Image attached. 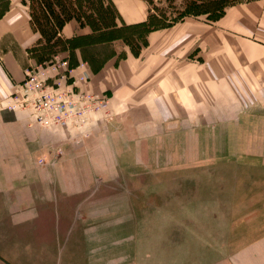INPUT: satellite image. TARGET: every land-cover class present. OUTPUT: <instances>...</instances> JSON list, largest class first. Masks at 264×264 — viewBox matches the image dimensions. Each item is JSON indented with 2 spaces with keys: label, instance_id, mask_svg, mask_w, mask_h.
I'll return each mask as SVG.
<instances>
[{
  "label": "crops",
  "instance_id": "obj_1",
  "mask_svg": "<svg viewBox=\"0 0 264 264\" xmlns=\"http://www.w3.org/2000/svg\"><path fill=\"white\" fill-rule=\"evenodd\" d=\"M101 2L113 9L117 26L142 22L149 12L146 0ZM31 11L29 0H0V264H105V229L78 227L75 222L90 220L88 213L74 211L79 202L72 196H50L57 195L58 178L51 189L29 179L35 172L29 165L11 160L29 161L27 145L42 140L29 112L5 108L13 84L38 60L42 31ZM97 26L71 16L56 26L55 37L70 62H88L84 88L109 96L112 119L179 132L240 123L246 140L248 125L264 123V0L235 4L219 20L186 16L152 28L137 53ZM73 172L66 165L58 173ZM243 254L248 258L240 264H264V235Z\"/></svg>",
  "mask_w": 264,
  "mask_h": 264
},
{
  "label": "rangeland",
  "instance_id": "obj_2",
  "mask_svg": "<svg viewBox=\"0 0 264 264\" xmlns=\"http://www.w3.org/2000/svg\"><path fill=\"white\" fill-rule=\"evenodd\" d=\"M150 1L158 18L184 7V0ZM29 3L42 30L38 60L61 54L55 31L70 1ZM89 18L98 23L95 15L82 16ZM127 34L135 43L145 40L135 30ZM199 127L179 132L172 125L131 126L96 116L80 130L38 127L42 140L27 145L29 161L11 160L29 165L35 171L29 179L51 189L56 176L59 189L50 196H72L79 202L74 211L89 214L78 227L105 229V264H240L248 258L245 248L264 235V133H257L264 123L247 126L249 140L240 123ZM66 165L74 172L58 173ZM71 182L74 189H63ZM81 202L89 204L82 210Z\"/></svg>",
  "mask_w": 264,
  "mask_h": 264
},
{
  "label": "built area",
  "instance_id": "obj_3",
  "mask_svg": "<svg viewBox=\"0 0 264 264\" xmlns=\"http://www.w3.org/2000/svg\"><path fill=\"white\" fill-rule=\"evenodd\" d=\"M89 78L88 62L73 63L68 56L55 52L24 69L23 78L13 84L5 108L29 112L32 122L45 129L80 130L96 116L109 121L113 115L109 96L86 90ZM44 160L41 157L38 162L43 164Z\"/></svg>",
  "mask_w": 264,
  "mask_h": 264
},
{
  "label": "trees",
  "instance_id": "obj_4",
  "mask_svg": "<svg viewBox=\"0 0 264 264\" xmlns=\"http://www.w3.org/2000/svg\"><path fill=\"white\" fill-rule=\"evenodd\" d=\"M97 1L99 2L97 5L95 4L94 6H91L94 3L93 0H71L70 8L67 9V19L71 16L80 19L82 16L90 17L91 15H95L98 24L101 25L103 29H110V31L113 32V35H117V37H120L128 44L131 52L137 53V49L140 48L141 44L144 45L145 40H143L141 44L135 43L133 38H131L132 36L127 34L128 30H135L144 35L152 28L162 27L186 16L204 15L206 19L215 21L225 15L231 6L249 0H184V7L181 10L176 11L174 16L162 14L160 18L154 14L153 7H151L150 3L151 1L146 0L149 4V12L146 20L135 24H124L121 26H117L115 23V13L113 9L108 5L103 6L101 0ZM61 23L62 20L59 24L61 25ZM87 23L95 29L98 28V24L93 23L90 18ZM37 29L42 31L38 27Z\"/></svg>",
  "mask_w": 264,
  "mask_h": 264
},
{
  "label": "bare ground",
  "instance_id": "obj_5",
  "mask_svg": "<svg viewBox=\"0 0 264 264\" xmlns=\"http://www.w3.org/2000/svg\"><path fill=\"white\" fill-rule=\"evenodd\" d=\"M51 128V127H50Z\"/></svg>",
  "mask_w": 264,
  "mask_h": 264
}]
</instances>
